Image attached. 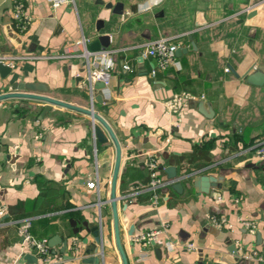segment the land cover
<instances>
[{
    "label": "crops",
    "instance_id": "1",
    "mask_svg": "<svg viewBox=\"0 0 264 264\" xmlns=\"http://www.w3.org/2000/svg\"><path fill=\"white\" fill-rule=\"evenodd\" d=\"M21 1L32 18L25 29L14 0H0V58L11 67L0 72V94L33 83L34 92L93 106L107 120L123 147L117 193L129 264H264V0H73L58 8ZM165 36L181 42L178 65L153 75L156 59L142 57V47ZM85 48L115 50L102 101L85 81L106 59L87 60ZM46 106L0 101V264H82L97 234L101 264H122L109 203L115 147L96 141L91 117ZM197 148L208 151L204 160L190 157ZM150 153L165 182L157 203ZM13 206L24 215L12 216ZM26 217L36 237L61 238L51 244L54 262L21 246ZM154 229L161 231L153 242L137 240Z\"/></svg>",
    "mask_w": 264,
    "mask_h": 264
},
{
    "label": "built area",
    "instance_id": "2",
    "mask_svg": "<svg viewBox=\"0 0 264 264\" xmlns=\"http://www.w3.org/2000/svg\"><path fill=\"white\" fill-rule=\"evenodd\" d=\"M46 1L53 8H58L66 3L72 2L73 0H46ZM262 3L264 4V1ZM13 16L17 24L22 29H25L32 19L31 16L26 13L25 4L21 0H14ZM180 43L181 42H179V40H177L175 37L165 36L155 39L143 45L141 56L144 58L153 57L156 59V65L151 70V73L153 75H155L159 69H166L171 66L176 67L178 65L177 51L178 49H180L181 46ZM114 52L115 50H110V49L101 50V51H90L89 49L85 48L84 52L82 53V56L85 57L87 60H89L91 56H98L100 58L103 57L106 59L100 68L94 70L89 69L85 83L90 88V90L93 89L94 83L99 80L105 83V88H104L105 90L110 85L111 71L115 67V61L112 57ZM0 61L3 60L0 58ZM122 68L127 71L131 70V66L129 65V63H123ZM226 70L229 71V68H226ZM258 150L259 152H263L264 147L261 146ZM146 165L150 170V177H151L150 182L148 184V189L152 191L153 193L152 199L154 200V202L157 203L161 196L158 192V189L159 187L164 186L165 182L160 175V170L162 169V167L155 153L149 154L146 160ZM95 186L97 185L94 182H91L89 184V187L91 188ZM138 190H140V188L136 189V191ZM217 197L218 200H221L220 196ZM5 212H6V206L2 202H0V214H4ZM211 220L215 223V225L219 227L226 225V220L224 218H218L215 215H211ZM243 224L251 231L255 230L254 222L243 221ZM227 225L229 226V224ZM31 226H32L31 217H27L19 221L18 231L21 237V246L25 250L28 249V250L36 251V253L41 257V259L45 263L54 262L56 258H55V254L52 253V246L49 242V239L46 237L38 238L35 235H33L31 232ZM160 231H161L160 229L150 230L139 236L137 240L141 241L144 244L151 243L157 239ZM188 247L193 249L195 246L193 243H189Z\"/></svg>",
    "mask_w": 264,
    "mask_h": 264
},
{
    "label": "water",
    "instance_id": "3",
    "mask_svg": "<svg viewBox=\"0 0 264 264\" xmlns=\"http://www.w3.org/2000/svg\"><path fill=\"white\" fill-rule=\"evenodd\" d=\"M118 6H121L119 4ZM108 35H102L100 37V40L103 42L104 46L108 45ZM94 49H99V46H97ZM177 52H181V49H178ZM11 70V67L9 65H6L3 61H0V72L5 75L6 72H9ZM94 88L99 90L97 99L102 101L103 100V92L102 89L105 88V83L101 80L96 81L94 83ZM36 89V85L33 83H14L13 84V90L10 92L2 93L0 94V101L5 100L8 98H28V99H34V100H40L44 101L49 104V106L45 107V111L50 109V105L54 106H61L64 108H68L80 113H83L93 120V126L92 131L93 135L97 142L99 143H107L111 141L115 147V161L113 166V174L111 179V186H110V198L109 203L112 210L113 215V228H114V237H115V243L117 250L121 257L122 264H129L127 254L125 252V249L123 247V244L121 242V235H120V217H119V206H118V200L120 198L119 194L117 193L118 188V182H119V175L121 172V165H122V155H123V147L121 144V141L115 134L114 130L110 126V124L107 122V120L98 113L93 106L91 107H82L52 96H49L47 94L34 92ZM167 173L170 177L176 176V168L174 166H168L166 168ZM204 178H206L204 176ZM95 241L89 243L86 248L83 251V256L81 258L82 264H101L102 261V254L104 250V239L103 236H100L99 234L95 235ZM58 236H55L50 240V244L54 243H60L62 240H60ZM65 244L63 245L62 250L64 251ZM233 252L237 254V249L234 247ZM236 259L239 260L238 256L236 255Z\"/></svg>",
    "mask_w": 264,
    "mask_h": 264
},
{
    "label": "trees",
    "instance_id": "4",
    "mask_svg": "<svg viewBox=\"0 0 264 264\" xmlns=\"http://www.w3.org/2000/svg\"><path fill=\"white\" fill-rule=\"evenodd\" d=\"M239 141H241V138H242V136L240 135L239 136ZM254 144V142H248V143H246L245 144V146H251V145H253ZM207 155H208V151L206 150V149H203V148H197V149H195L194 150V152L193 153H191V155H190V157L191 158H194V157H200V158H202L203 160L207 157ZM206 165L208 164L207 162L205 163ZM17 211H19V208H17V207H10V214L12 215V216H18V215H24V213H18ZM18 213V215H16ZM27 218V217H26ZM32 223H33V220H32Z\"/></svg>",
    "mask_w": 264,
    "mask_h": 264
}]
</instances>
